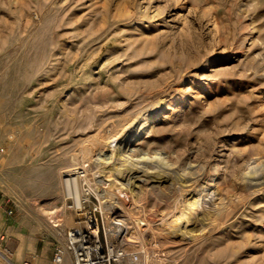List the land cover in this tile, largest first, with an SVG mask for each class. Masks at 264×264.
I'll return each mask as SVG.
<instances>
[{
  "label": "rangeland",
  "instance_id": "rangeland-1",
  "mask_svg": "<svg viewBox=\"0 0 264 264\" xmlns=\"http://www.w3.org/2000/svg\"><path fill=\"white\" fill-rule=\"evenodd\" d=\"M84 165L78 201L67 172ZM263 171L264 0H0V264H55L25 252L64 243L51 211L89 193L102 248L120 200L130 236L116 248L264 264V189L250 187Z\"/></svg>",
  "mask_w": 264,
  "mask_h": 264
},
{
  "label": "built area",
  "instance_id": "built-area-1",
  "mask_svg": "<svg viewBox=\"0 0 264 264\" xmlns=\"http://www.w3.org/2000/svg\"><path fill=\"white\" fill-rule=\"evenodd\" d=\"M90 198L89 193L88 198L83 199L79 206L77 204L67 205L66 209L62 206L51 211L50 222L54 223V227L60 228L65 237L64 243H59L53 248L55 264H63L67 257L71 258L73 264H101L97 262L101 261L102 258L106 260L102 264H167L170 262L167 252L160 248H146L144 252L137 248H121L120 246L117 248L116 246L115 248H78V242L92 233H97V245L101 247V228L97 218L98 209L91 206ZM67 212L73 213L78 219L75 223L77 226H66L63 218ZM8 214L13 215V212ZM117 221L121 220L117 219ZM23 264L32 263L26 261Z\"/></svg>",
  "mask_w": 264,
  "mask_h": 264
},
{
  "label": "bare ground",
  "instance_id": "bare-ground-1",
  "mask_svg": "<svg viewBox=\"0 0 264 264\" xmlns=\"http://www.w3.org/2000/svg\"><path fill=\"white\" fill-rule=\"evenodd\" d=\"M161 111L163 110V108H159ZM159 109H157L156 111H153V112H150V113H146V114H144L141 118H140V122H139V125H138V129L136 130V132H134V133H130L131 135H128L127 137H126V142L124 143V145H125V149H127L131 144H132V142H134V141H136V140H138L140 137H142L143 135H145V134H147L148 133V131H149V129L151 128V126L153 125V123L155 122V120L156 119H158L160 116H161V114H162V112L161 111H159ZM121 144L122 143H120L119 144V147H118V151L120 152V150H122L121 149ZM123 148V149H124ZM128 150V149H127ZM117 152V151H116ZM113 155V154H112ZM110 158V157H109ZM109 160V159H108ZM103 162H105V161H103ZM109 162V161H108ZM84 164V163H83ZM78 165H79V163H78ZM253 167V166H252ZM252 169V168H251ZM250 169V170H251ZM255 169V168H254ZM90 171H92V168L91 169H89V165L88 166H86V165H84L83 166V172H76L75 170H71V171H68L67 173H68V175H67V177H69V178H67L66 179V184H67V191H68V193L70 194V195H73L78 201H80V199H81V183L82 182H84V183H86V182H89L90 180L88 179V177H87V173L88 172H90ZM101 171V170H100ZM133 172V171H132ZM252 172V171H251ZM250 172V173H251ZM257 171H255V173H256ZM250 173H248V174H250ZM80 174V175H79ZM90 174V173H89ZM131 176V175H130ZM139 176H141V175H139ZM134 178H137V176L136 177H134ZM250 178H252L253 180H252V185L250 186L254 191L253 192H258V190L260 191V190H263L264 189V171L261 173V174H259V175H256V174H252V177H250ZM96 179V178H95ZM131 179V178H130ZM96 181H97V179H96ZM136 182H140L139 183V185L136 187V188H143L144 187V185H145V182H147V180L146 179H138V180H136ZM93 183H94V181H93ZM91 184V185H94V184ZM96 183V182H95ZM98 183L100 184H96L95 185V188L98 190V188H102V187H100V186H102V185H104L105 183L101 180L100 182L98 181ZM89 184V183H88ZM108 184V183H107ZM150 184V183H149ZM105 187V186H104ZM103 187V188H104ZM153 187V186H152ZM154 188V187H153ZM152 188V189H153ZM154 189H157V190H159L160 189V187L159 186H157V187H155ZM101 190V189H100ZM210 190V189H209ZM106 192H107V190H106ZM251 192V191H250ZM108 193V192H107ZM107 193L105 194L104 193V195L102 196L103 198H107ZM201 195V194H200ZM209 195H210V192H207L206 193V195H205V198L204 199H207L208 197H209ZM218 199V198H217ZM109 200V199H108ZM182 200V199H181ZM215 201H216V199H215ZM218 201H219V203H220V201H223V200H221V198H219L218 199ZM218 201H216V202H218ZM128 202V201H127ZM205 202V201H204ZM215 203V202H214ZM219 203H218V205H219ZM201 203H199V202H194V203H192V204H190L189 205V207L187 208V209H185L186 211H182L179 215H175V216H173V220L171 221V225H172V228L175 226V225H177V224H179V225H181L182 223H185L186 225L189 223V214L191 213V212H193V210L195 209V208H197L198 207V205H200ZM216 205V204H215ZM214 205V206H215ZM224 205V204H223ZM125 206V204L122 202V201H120V200H117L114 204H113V208L110 210L111 211V213H108V214H105V218H106V223L109 225V226H111V227H109L108 229H107V239H106V237H105V239L107 240L106 241V248H114V246H117V245H115V243L116 242H119L120 244H122L125 240H128V236H130L129 235V233H130V228L128 227V226H126V225H124V223H123V221L121 220V221H117V218L119 219V217H120V215H118V216H116V215H114L115 213H117V211H119V210H123V208H125L124 207ZM217 206V205H216ZM221 207H222V205H220ZM220 206H219V210H221L220 209ZM127 207V206H126ZM218 207V206H217ZM223 208V207H222ZM126 209V208H125ZM129 209H130V207H129ZM211 209V208H210ZM209 209V210H210ZM217 209V210H218ZM214 210H216V208L214 209ZM124 211V210H123ZM126 212H128V211H126ZM212 212V211H211ZM130 213V212H129ZM213 213V212H212ZM218 214V213H217ZM193 216V215H192ZM131 217H132V215H131ZM206 217V216H205ZM204 217V218H205ZM202 219H203V217H202ZM131 220H132V223H136L135 221H137V220H135V218H131ZM208 220V219H207ZM202 221V220H201ZM204 221V220H203ZM197 223V222H196ZM206 223V222H205ZM199 225V224H198ZM205 225V224H204ZM204 225H201V226H204ZM208 226V225H207ZM177 227V226H176ZM183 227H185V226H183ZM211 226H209V228H210ZM186 229V228H185ZM204 229H205V227H204ZM208 229V228H207ZM173 231V230H172ZM205 231H207V230H204V232ZM209 231V230H208ZM203 232V233H204ZM187 233V230H183V232H180V230H179V232H177L176 231V233L175 234H177V236H179V237H182V236H184L185 234ZM198 233V232H197ZM196 233V234H197ZM202 233V234H203ZM97 233H92V234H88L86 237H84V238H82V240L80 241V242H78V248H102V246L101 247H99L98 245H97V235H96ZM191 234H193L192 232H191ZM199 234V233H198ZM195 235V234H194ZM83 236V234L81 235V237ZM195 236H197V235H195ZM118 243V244H119ZM120 246V245H119ZM106 260H104L103 258H102V260L101 261H99V262H97V263H103V262H105Z\"/></svg>",
  "mask_w": 264,
  "mask_h": 264
},
{
  "label": "crops",
  "instance_id": "crops-1",
  "mask_svg": "<svg viewBox=\"0 0 264 264\" xmlns=\"http://www.w3.org/2000/svg\"><path fill=\"white\" fill-rule=\"evenodd\" d=\"M3 201H0V216L3 215L4 210H3ZM29 251V250H28ZM24 258H33V259H47L50 260L53 256V250L51 248H42L39 245L36 246V248H33L30 250V252H25Z\"/></svg>",
  "mask_w": 264,
  "mask_h": 264
}]
</instances>
